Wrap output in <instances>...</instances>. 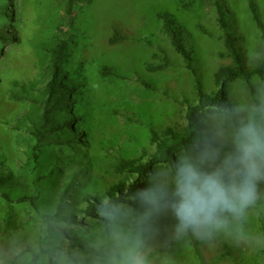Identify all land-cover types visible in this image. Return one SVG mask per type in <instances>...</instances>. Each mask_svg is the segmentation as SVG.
I'll return each mask as SVG.
<instances>
[{
  "label": "rangeland",
  "instance_id": "374dc122",
  "mask_svg": "<svg viewBox=\"0 0 264 264\" xmlns=\"http://www.w3.org/2000/svg\"><path fill=\"white\" fill-rule=\"evenodd\" d=\"M68 1L0 0V34L5 36L0 39V153L16 169L25 161L33 142L24 131H14V127L24 115L35 116L39 108L27 101L10 99V93L17 91L16 83L34 85L33 93L45 85L41 72L48 62V50L61 39L70 45L68 68L81 64L75 80L79 84L81 107L74 112L84 115L79 131L89 137L76 134L78 140L84 139L82 143L75 140L69 146L53 147L51 151L58 156L83 155L85 163H89L104 159L107 153L126 146L130 140L143 142L148 122L159 130L184 125V99L192 101L196 96L194 78L162 33L159 13H169L182 26L192 69L206 90L212 87L215 58L222 45L202 34L198 26L218 35L213 0L208 4L201 0H76L71 13ZM225 2L242 37L247 61L263 58L259 32L246 0ZM255 2L264 22V0ZM7 14L12 16L11 20L3 17ZM116 31L122 40L111 43ZM163 59L167 68L158 72L146 70V64L159 65ZM104 69L109 74H104ZM142 82L153 85V90ZM232 96L238 109H242L238 111L240 121L254 116L264 123V113L259 111L264 106V81L255 83L253 93L234 85ZM211 126L216 136L231 146L235 134L232 126L216 121ZM228 151L201 148L193 155L195 159L203 153H219L223 157ZM212 164L209 160L205 166ZM168 171L160 168L164 182L171 181ZM92 173L96 176L98 172ZM91 187L101 188V181L96 180ZM263 196L261 181L258 199ZM46 201L52 202L53 198ZM148 211L149 206L137 197L130 204L115 208L116 221L112 226L107 227L99 219H84L83 226L64 227L61 233L79 231L87 239L88 252L77 253L87 264H120L123 253L132 247L137 248L145 264H196L191 246L183 234L176 232L177 222L171 211L160 208L147 216ZM32 215L24 204L8 206L0 200V264H26L28 250L35 247L41 234L40 224ZM227 220V228L214 232L210 239L196 237L201 242L200 254L205 263L213 264L230 252L235 260L245 264H264V256L258 255L264 249V240L255 211L246 212L241 219L227 216ZM53 244L57 249L45 257L43 264H71L67 258L70 241L63 235ZM218 264L231 262L218 260Z\"/></svg>",
  "mask_w": 264,
  "mask_h": 264
},
{
  "label": "trees",
  "instance_id": "16d2710c",
  "mask_svg": "<svg viewBox=\"0 0 264 264\" xmlns=\"http://www.w3.org/2000/svg\"><path fill=\"white\" fill-rule=\"evenodd\" d=\"M75 2L68 1L69 13L73 11ZM201 2L208 4L209 0ZM246 4L259 32L264 52V22L255 0H246ZM211 5L218 35H212L198 26L202 34L215 38L222 45V51L216 54L217 68L212 74L211 89L203 87L192 69L182 26L169 13H159L157 18L162 33L169 39L173 51L183 60L186 68L191 70L196 96L192 101L184 99V125L176 124L159 130L152 122H148L143 142L134 143L130 140L126 146L107 153L104 159L96 158L85 163L86 157L83 155L79 158L75 155L58 156L51 151L53 147L69 146L75 140L82 143L84 139L78 140L76 134L81 138L89 137L84 131H79L82 130L79 125L84 121V115L74 112L77 107H81L78 100L79 84L75 81L81 64L68 68L70 45L67 40H59L48 50V62L41 72L42 80H46V83L41 89L33 93L34 85H14L17 91L10 93V99L27 101L39 108L35 116L24 115L14 127V131H24L33 142L28 147L23 164L16 169L0 153V200L8 206L26 205L41 227L35 247L28 250L26 264H43L45 257L57 249L54 241L63 235L70 241L67 258L71 264H87L77 256V253L88 252L87 239L79 231L61 233L64 227H81L84 219H99L107 227L112 226L116 221L115 208L137 199L139 188L164 183L160 168L168 169L167 176L172 179L174 158L188 156L195 159L193 153L201 148L216 151L230 149L229 144L216 136L212 121L226 127L232 126L230 129L236 132L241 121L238 111H235L238 105L233 99L232 87L241 85L253 93L255 83L264 81V57L247 61L242 37L235 28V20L225 0H213ZM3 17L12 19L10 14ZM3 38L5 36L1 33L0 39ZM119 40H122V36L116 31L111 43ZM167 67L165 59L159 65L146 64L149 72H158ZM103 73L109 74L106 69ZM142 85L149 90L154 88L149 83L142 82ZM79 149L82 150V147ZM93 170H97L96 176ZM77 174L82 175V178ZM96 180L101 181L102 187L99 189L91 187ZM49 197L53 198L52 202L46 201ZM160 208L166 207L162 203ZM250 211L256 213L258 230L264 240V196L257 199L255 205L246 212ZM183 235L192 248L196 264H206L200 254L201 242L191 232ZM258 255L264 256V249ZM225 259L231 264H245L242 260H235L230 252L218 258L220 261ZM218 260L213 264H218Z\"/></svg>",
  "mask_w": 264,
  "mask_h": 264
},
{
  "label": "clouds",
  "instance_id": "9594fccd",
  "mask_svg": "<svg viewBox=\"0 0 264 264\" xmlns=\"http://www.w3.org/2000/svg\"><path fill=\"white\" fill-rule=\"evenodd\" d=\"M259 111L264 113V106ZM209 160L213 164L205 166ZM172 165L170 182L138 189V198L149 206L146 215L159 211L163 203L177 222L178 235L191 232L199 239H210L227 228V216L243 218L258 199V184L264 181V123L254 116L241 121L223 157L219 153H203L196 159L180 156ZM120 264L145 261L132 247L123 253Z\"/></svg>",
  "mask_w": 264,
  "mask_h": 264
}]
</instances>
